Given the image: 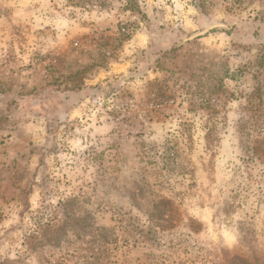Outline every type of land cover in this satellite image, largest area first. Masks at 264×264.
Wrapping results in <instances>:
<instances>
[{"label":"rangeland","instance_id":"1","mask_svg":"<svg viewBox=\"0 0 264 264\" xmlns=\"http://www.w3.org/2000/svg\"><path fill=\"white\" fill-rule=\"evenodd\" d=\"M0 264H264V0H0Z\"/></svg>","mask_w":264,"mask_h":264},{"label":"water","instance_id":"2","mask_svg":"<svg viewBox=\"0 0 264 264\" xmlns=\"http://www.w3.org/2000/svg\"><path fill=\"white\" fill-rule=\"evenodd\" d=\"M216 28L228 29V26L225 25L224 23H216V24L207 26L203 31L197 32V33L191 35L190 38H187L185 41L186 42L187 41H191V40H194V39L199 38L201 36H204V35H206L207 33H209L210 31H212V30H214Z\"/></svg>","mask_w":264,"mask_h":264}]
</instances>
